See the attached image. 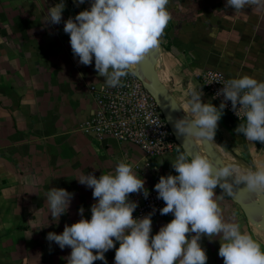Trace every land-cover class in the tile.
Returning <instances> with one entry per match:
<instances>
[{"label":"crops","instance_id":"1","mask_svg":"<svg viewBox=\"0 0 264 264\" xmlns=\"http://www.w3.org/2000/svg\"><path fill=\"white\" fill-rule=\"evenodd\" d=\"M59 2L0 0V264H67L71 249L61 250L46 237L78 222L81 207L83 218L91 219L96 201L92 189L78 182L82 175L114 174L123 161L145 181L144 188H154L161 176L177 174L172 163L182 152L148 156L131 143L79 130V123L94 109L89 86L106 85V78L98 76L94 60L91 66L79 64L63 31V21L89 9L90 0L78 7L65 0L62 22L48 24V9ZM226 4L227 0H169L172 18L160 38L159 77L181 108L190 88L203 92L202 103L219 108L198 82V73L205 69L221 71L229 79L247 75L264 82V11L252 6L242 14ZM240 123L246 119L234 120L224 111L213 146L222 159L227 154L242 169L264 167V144L237 134ZM53 188L74 193L69 210L58 221L48 214L47 193ZM214 198L225 221L239 223L255 240L257 232L264 233L250 225L218 187ZM173 218L170 213L153 220L151 235ZM210 239L200 241L207 264H223L219 238ZM105 257L107 264H115V249Z\"/></svg>","mask_w":264,"mask_h":264},{"label":"clouds","instance_id":"2","mask_svg":"<svg viewBox=\"0 0 264 264\" xmlns=\"http://www.w3.org/2000/svg\"><path fill=\"white\" fill-rule=\"evenodd\" d=\"M85 3L86 0H73L77 7ZM168 4L169 0H90L89 9L63 21V31L70 37L71 50L74 57H79V64L91 66L94 60L95 71L106 78L109 88L123 86L122 78L134 74L133 69L149 51L159 48L160 38L172 18ZM252 6L256 11H264V0H227L225 7L245 14L243 10ZM65 8V0H60L48 9L44 21L59 25ZM202 95V91L190 88L182 108L186 115L174 123L177 135L194 143L214 141L227 106L224 102L219 108L202 103ZM216 95L231 101L232 111L238 117L243 112L246 123H240L235 132L243 133L246 141L264 144V82L247 75L233 78ZM172 168L177 174L161 176L154 189L157 199L165 204L159 209L160 215L171 213L174 218L154 236L152 216L156 209L134 218L138 203L129 199L130 194L140 193L147 199L145 181L131 164L122 161L114 174H102L99 178L89 174L78 179L92 189L96 201L90 209L91 219L83 218L81 207L78 222L65 224L61 234L49 232L46 239L61 250L71 249L67 264H107L105 253L112 249L115 264H207L208 256L200 243L205 236L209 241L213 240L210 237L219 238L218 256L223 264H264L260 243L243 232L239 223L225 221L214 198L217 187L232 195L241 184L258 199L264 198V167H216L206 156L180 152ZM73 197L74 193L62 188L48 191V214L53 221L66 214Z\"/></svg>","mask_w":264,"mask_h":264},{"label":"built area","instance_id":"3","mask_svg":"<svg viewBox=\"0 0 264 264\" xmlns=\"http://www.w3.org/2000/svg\"><path fill=\"white\" fill-rule=\"evenodd\" d=\"M201 87L219 105L226 103L225 112L234 120L246 119L241 111L239 117L232 111L231 101L216 93L230 80L221 71L205 69L198 73ZM122 85L109 88L104 84H91L89 91L94 109L91 115L79 123V130L89 136L110 137L119 142H128L140 148L145 155L160 156L180 151L164 117L153 97L144 88L142 82L133 74L122 78ZM240 106L237 105V111ZM149 195L130 194L129 199L137 202L134 218H142L156 209L152 221L160 216L159 209L165 206L157 199L154 188H145Z\"/></svg>","mask_w":264,"mask_h":264},{"label":"water","instance_id":"4","mask_svg":"<svg viewBox=\"0 0 264 264\" xmlns=\"http://www.w3.org/2000/svg\"><path fill=\"white\" fill-rule=\"evenodd\" d=\"M160 55V46L150 50L145 59L133 69V75L140 79L144 88L155 100L182 152L206 156L216 167L225 165L212 142L201 143L199 141V147L197 141L194 143L190 138L177 135L174 123L177 119H183L186 113L159 77ZM219 189L239 206L250 225L264 232V198L258 199L256 194L248 191L244 184L235 187L232 195Z\"/></svg>","mask_w":264,"mask_h":264},{"label":"rangeland","instance_id":"5","mask_svg":"<svg viewBox=\"0 0 264 264\" xmlns=\"http://www.w3.org/2000/svg\"><path fill=\"white\" fill-rule=\"evenodd\" d=\"M231 157L227 154H223V162L225 163V165L228 164H237L234 160L230 159ZM256 236L258 237V239L256 238V240L260 243V245H262V247L264 246V233H256ZM261 249L264 250V247Z\"/></svg>","mask_w":264,"mask_h":264},{"label":"bare ground","instance_id":"6","mask_svg":"<svg viewBox=\"0 0 264 264\" xmlns=\"http://www.w3.org/2000/svg\"><path fill=\"white\" fill-rule=\"evenodd\" d=\"M198 146L200 147L199 141H197Z\"/></svg>","mask_w":264,"mask_h":264},{"label":"trees","instance_id":"7","mask_svg":"<svg viewBox=\"0 0 264 264\" xmlns=\"http://www.w3.org/2000/svg\"><path fill=\"white\" fill-rule=\"evenodd\" d=\"M180 151H182V150H180Z\"/></svg>","mask_w":264,"mask_h":264}]
</instances>
